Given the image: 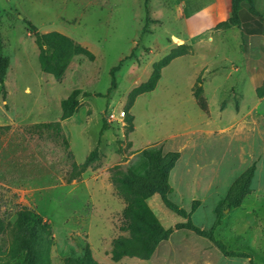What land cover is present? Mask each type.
Masks as SVG:
<instances>
[{"label":"rangeland","instance_id":"374dc122","mask_svg":"<svg viewBox=\"0 0 264 264\" xmlns=\"http://www.w3.org/2000/svg\"><path fill=\"white\" fill-rule=\"evenodd\" d=\"M28 21L41 33L66 34L91 50L95 60L76 55L59 78L44 72ZM194 29L209 41V0H0V55L10 58L0 76V219L14 222L23 206L39 212L52 224V264H65V256L80 253L85 242L102 264H251L224 256L212 241L188 229L175 230L149 260L111 257L113 239L128 234L121 229L125 202L112 181L114 167L141 172L146 168L140 153L129 149L126 116L121 118V113L129 112L133 89L146 82L154 64L166 56L165 46L172 38L179 42L173 35L188 38ZM47 52L51 64L60 69L61 51ZM119 64L117 86L110 90L111 69ZM178 66L186 73L200 72L179 60L165 70L166 76L173 77ZM205 75L209 78V70L200 74L207 86L204 96L217 116V103L220 107L226 95L213 97ZM75 88L93 95H80L78 111L61 120V101ZM243 94L239 121L215 128L203 140L194 138L197 152H185L172 172L169 198L187 210L199 199L193 221L213 230L230 250L251 252L257 264H264V104L255 102L248 89ZM156 101L177 105L167 91ZM231 106L224 123L231 121ZM57 120L61 133L36 126ZM104 122L108 127L103 130ZM96 147V160L68 182L79 171L74 163L83 164ZM254 162L253 192L240 207L225 210L217 225V204ZM149 204L166 227L184 220L159 194ZM12 238L10 232L0 237L5 251ZM0 264L20 262L4 255Z\"/></svg>","mask_w":264,"mask_h":264},{"label":"trees","instance_id":"16d2710c","mask_svg":"<svg viewBox=\"0 0 264 264\" xmlns=\"http://www.w3.org/2000/svg\"><path fill=\"white\" fill-rule=\"evenodd\" d=\"M242 1L232 0L233 13H237ZM28 23L30 24L31 31L35 33V42L39 47L40 67L44 72L53 74L59 78L64 74L76 55H83L89 60H95L96 56L91 50L75 42L66 34L59 31L41 33L31 21H28ZM144 29L146 30V27ZM47 46L52 50L61 51L62 66L60 69H56L51 64ZM188 52L189 47L181 44L157 61L154 64V69L149 79L133 89L128 110L132 107L136 96L151 91L156 87L161 77V71L165 66L177 56ZM9 65L10 58L0 55V76L6 73ZM120 65L114 66L111 69L113 79L110 90L117 86L115 72L120 68ZM193 91L201 109L209 113L208 102L204 96L202 77H198ZM96 94L100 95V93ZM80 95L91 96L93 93L83 91L81 88H75L68 97L61 101V120L73 116L78 111ZM125 113L127 130L132 131L133 115L130 112L125 111ZM61 120L39 123L36 126L39 130L54 129L57 133H61ZM107 127V124L104 122L103 130ZM64 142L67 146L69 145L67 139H64ZM98 153L99 151L96 147L90 152L83 164L74 163V167L79 168V171L73 173L67 181L70 182L78 178L81 171L96 160ZM140 155L146 164L143 172L133 167L122 171L118 169V166H115V171L112 175V181L117 189V194L125 202L122 212L124 224L121 226V229L128 233L127 235H119L113 239L111 257L114 261H120L125 256L149 260L159 244L168 240L175 230L188 229L212 241L224 256L245 258L251 264H257L251 252L230 250L222 239L216 237L213 230L202 228L193 221V213L201 204L199 199H194L191 209L187 210L169 198V193L172 190L170 173L181 157L180 151H168L164 153L163 147L157 146L144 149ZM256 170L257 163L254 162L232 182L226 196L215 208L217 225L221 223V217L226 209L240 207L245 198L253 192L252 183ZM155 194H159L163 203L169 209L182 216L184 220L176 223L174 227L164 226L149 204V199ZM9 232L13 236L12 241L8 250L5 251L0 239V256L5 255L8 260H19L20 264H52L51 253L54 244L52 224L39 212L23 206L17 212L14 222H5L3 219H0V237ZM64 261L65 264H102L93 255L88 242L82 244V251L80 253H70L65 256Z\"/></svg>","mask_w":264,"mask_h":264},{"label":"crops","instance_id":"0c3cea01","mask_svg":"<svg viewBox=\"0 0 264 264\" xmlns=\"http://www.w3.org/2000/svg\"><path fill=\"white\" fill-rule=\"evenodd\" d=\"M201 33L200 29H194L188 38L173 35L180 39L177 42L172 38L165 46L167 54L181 44L187 45L189 52L165 66L156 87L136 96L129 110L133 115V130L128 132L127 140L132 152L141 153L157 146H162L164 153L181 152L170 178L177 164L184 160L185 152L196 154L199 143L193 141L195 137L203 140L215 128L239 121L238 103H244L243 91H252L253 100L264 104V0H243L236 14L232 0H209V41L199 37ZM179 60L198 67L200 72L186 73L178 66L173 77L166 76L165 70ZM204 70H209V78L206 75L204 78L206 83L209 81V93L215 98L226 95L220 107L217 103V116L213 115L210 103L209 113L202 110L194 95V85ZM203 87L205 92L207 86ZM165 91L174 95L176 106L156 101ZM231 105V121L224 123Z\"/></svg>","mask_w":264,"mask_h":264},{"label":"built area","instance_id":"2783aa9c","mask_svg":"<svg viewBox=\"0 0 264 264\" xmlns=\"http://www.w3.org/2000/svg\"><path fill=\"white\" fill-rule=\"evenodd\" d=\"M124 116H126V113H125V111H122L121 118H123Z\"/></svg>","mask_w":264,"mask_h":264},{"label":"water","instance_id":"95a60500","mask_svg":"<svg viewBox=\"0 0 264 264\" xmlns=\"http://www.w3.org/2000/svg\"><path fill=\"white\" fill-rule=\"evenodd\" d=\"M228 209H226V211H227Z\"/></svg>","mask_w":264,"mask_h":264}]
</instances>
